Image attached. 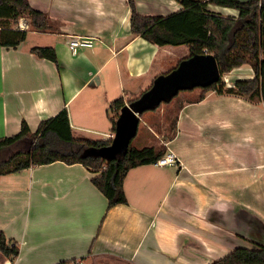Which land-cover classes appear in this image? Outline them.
Segmentation results:
<instances>
[{
  "label": "crops",
  "instance_id": "1",
  "mask_svg": "<svg viewBox=\"0 0 264 264\" xmlns=\"http://www.w3.org/2000/svg\"><path fill=\"white\" fill-rule=\"evenodd\" d=\"M29 1L51 24L28 31L17 48L0 46V139L17 135L24 121L36 132L66 109L76 136L108 140L115 134L111 103L122 97L129 104V96L175 66L173 59H185L186 45L159 47L132 34L131 0ZM132 1L147 16L181 10L176 0ZM216 7L210 10L218 13ZM71 37L91 38L94 47L73 55ZM34 47L53 48L58 64L37 57ZM224 77L230 85L253 79L254 71L246 64ZM197 91L184 94L189 99ZM193 100L176 115L174 138L162 141L179 165L132 169L124 183L128 204L109 208L92 182L98 173L82 164L58 161L2 176L0 232L20 255L0 264H85L99 257L210 264L247 247L251 236L264 243V103L213 92ZM142 122L141 115L138 132Z\"/></svg>",
  "mask_w": 264,
  "mask_h": 264
},
{
  "label": "trees",
  "instance_id": "2",
  "mask_svg": "<svg viewBox=\"0 0 264 264\" xmlns=\"http://www.w3.org/2000/svg\"><path fill=\"white\" fill-rule=\"evenodd\" d=\"M176 1L181 10L165 17L142 15L135 2L129 1L132 34L159 47L186 45L190 50L189 57L204 54L216 57L221 73L219 83L199 88L201 93L193 102H201L213 92L217 96L240 98L255 105L264 103V0ZM210 6L232 9L238 15L224 16L211 11ZM21 18H26L34 30L45 32L50 28L47 14L34 9L29 0H0L1 47L17 48L27 40L31 29H16ZM31 52L58 64L56 51L51 47H34ZM246 64L253 69L254 78L238 79L227 85L224 76ZM125 105L122 97L111 103L110 111L116 114L110 117L113 132ZM172 130L167 140H172L176 134V120ZM131 142L123 153L118 154L110 151L113 139L76 136L68 111L64 109L56 117L41 122L36 132L31 131L24 121L17 135L0 139V178L58 161L69 165L82 164L98 173L92 182L107 198L109 208L128 204L124 188L128 173L134 168L155 164L167 153L165 144L137 148L131 146ZM19 255V246L10 243L0 232V260L15 263ZM210 264H264V246L255 250L236 248Z\"/></svg>",
  "mask_w": 264,
  "mask_h": 264
},
{
  "label": "water",
  "instance_id": "3",
  "mask_svg": "<svg viewBox=\"0 0 264 264\" xmlns=\"http://www.w3.org/2000/svg\"><path fill=\"white\" fill-rule=\"evenodd\" d=\"M221 73L214 55H193L183 59L168 73L157 76L152 86L121 110L115 127L111 152L121 154L137 135L140 117L144 113L170 103L182 91L209 87L219 83Z\"/></svg>",
  "mask_w": 264,
  "mask_h": 264
},
{
  "label": "rangeland",
  "instance_id": "4",
  "mask_svg": "<svg viewBox=\"0 0 264 264\" xmlns=\"http://www.w3.org/2000/svg\"><path fill=\"white\" fill-rule=\"evenodd\" d=\"M214 9H219L218 13L221 15H224V16L227 15V11L222 10V8L216 7ZM34 41L37 43H34ZM30 44H42V43L40 40H35L31 38ZM186 47L184 48V51L179 50L180 52L186 51V54H185L186 56L184 55L185 59L190 56V51ZM164 62L167 63L166 58L164 59ZM173 62L176 66L180 61H178V59H173ZM225 82H226V79H225ZM184 93L185 92L183 91L180 92L179 95L176 96L170 103H163L157 110H151L150 112H146L145 114H143L142 120L145 121L146 126H144V122L141 123V128L137 136L132 140L131 146L137 147V148H144V147L153 146L156 144L159 145L160 143L163 144L162 141H166L168 135H171L173 132L172 126H174L175 117L180 111L182 104L187 102V100L191 101L193 99H196L200 95L201 91L199 89V91L196 92L197 94H195L194 96H191V98L189 99H187L189 94H184ZM129 98H133V96H129ZM108 111H109L110 116H113V117L116 116V114L110 111V108ZM158 136L159 138L157 139L156 137ZM250 240L251 242L245 243L244 246H247V247H244V248L255 250L259 246H263L260 244H264L263 242H259L258 239L255 238L254 236H251ZM85 264H127V263L113 260L110 257H99V258H95V260H93L92 263L86 262Z\"/></svg>",
  "mask_w": 264,
  "mask_h": 264
},
{
  "label": "built area",
  "instance_id": "5",
  "mask_svg": "<svg viewBox=\"0 0 264 264\" xmlns=\"http://www.w3.org/2000/svg\"><path fill=\"white\" fill-rule=\"evenodd\" d=\"M16 29L20 31H28L31 29V26L26 18H21ZM68 44L72 54L77 55L82 49L94 47V40L86 37H71ZM109 138L114 139L115 134H111ZM156 164L162 167H177L179 165V159L173 152H169L160 158Z\"/></svg>",
  "mask_w": 264,
  "mask_h": 264
}]
</instances>
